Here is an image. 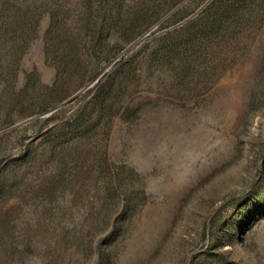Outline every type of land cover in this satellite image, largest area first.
Wrapping results in <instances>:
<instances>
[{
  "label": "rangeland",
  "instance_id": "1",
  "mask_svg": "<svg viewBox=\"0 0 264 264\" xmlns=\"http://www.w3.org/2000/svg\"><path fill=\"white\" fill-rule=\"evenodd\" d=\"M0 264H264V0H0Z\"/></svg>",
  "mask_w": 264,
  "mask_h": 264
}]
</instances>
